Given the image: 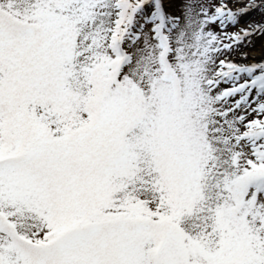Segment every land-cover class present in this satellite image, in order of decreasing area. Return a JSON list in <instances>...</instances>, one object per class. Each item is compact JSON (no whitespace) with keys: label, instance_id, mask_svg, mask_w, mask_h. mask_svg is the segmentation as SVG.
I'll list each match as a JSON object with an SVG mask.
<instances>
[{"label":"snow or ice","instance_id":"snow-or-ice-1","mask_svg":"<svg viewBox=\"0 0 264 264\" xmlns=\"http://www.w3.org/2000/svg\"><path fill=\"white\" fill-rule=\"evenodd\" d=\"M260 38L264 0H0V264H264Z\"/></svg>","mask_w":264,"mask_h":264},{"label":"rangeland","instance_id":"rangeland-1","mask_svg":"<svg viewBox=\"0 0 264 264\" xmlns=\"http://www.w3.org/2000/svg\"><path fill=\"white\" fill-rule=\"evenodd\" d=\"M253 19H259V15L257 13H253L251 15L243 17L242 26L246 25L248 21L253 20ZM237 30H238L237 28L229 29V31H233V32ZM261 47H264V38H260L255 41V49L249 48V49H246V51H248L252 55L253 53H258Z\"/></svg>","mask_w":264,"mask_h":264},{"label":"bare ground","instance_id":"bare-ground-1","mask_svg":"<svg viewBox=\"0 0 264 264\" xmlns=\"http://www.w3.org/2000/svg\"><path fill=\"white\" fill-rule=\"evenodd\" d=\"M252 56H257V58H259L258 53H253Z\"/></svg>","mask_w":264,"mask_h":264}]
</instances>
